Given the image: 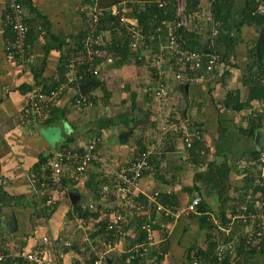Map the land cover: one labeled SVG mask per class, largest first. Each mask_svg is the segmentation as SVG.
<instances>
[{
  "label": "crops",
  "instance_id": "0c3cea01",
  "mask_svg": "<svg viewBox=\"0 0 264 264\" xmlns=\"http://www.w3.org/2000/svg\"><path fill=\"white\" fill-rule=\"evenodd\" d=\"M208 2L199 0L197 11L189 13L185 27L199 28L198 40L204 55H207L205 48L213 46L211 36L217 32ZM120 3L114 6L125 9L123 14L130 18V23L139 24L137 18L126 14L140 6V1ZM33 4L48 18L51 31L57 36L67 38L90 30L86 0H33ZM246 4L247 0H235L229 19L230 32L237 43L232 64L221 63L198 77L183 74L176 78L178 66L174 60L165 61L160 67L148 64L144 57L151 55L152 46L148 50L141 47L139 58L136 57L141 63H136L138 60L133 56L123 65L97 61L101 73L90 75L89 80L82 79L90 82L85 95L78 84L80 79L67 83L53 109L50 108L53 112L56 107L53 114L50 111L51 120L27 127L22 124V108L29 88L37 85L45 89L57 79L60 52L51 49L44 61V44L48 39L38 32L41 17L27 12L38 34L33 44L36 63L30 66L8 57L3 39L6 0H0V249L10 254L0 264H33L22 256L46 238L53 241L49 258L56 264H95L100 258V264L109 261L132 264L128 262L127 251L139 244L133 243L138 225H129L115 242L98 230L102 227L100 222H113L115 218L118 202L111 192L118 172L151 144L157 150L149 159L150 166L135 196H145L151 204L157 193V202L164 211H153L157 245L150 248L152 258H147L145 264H194L197 260L194 248L205 249L208 229L190 214L191 200L201 196V202L210 209V218L220 216L229 209L230 198L235 197V188H231L234 179L230 181L237 178L233 161L264 146V114L260 115L264 112V101L245 84L250 71L249 48L263 29L240 26ZM158 50L160 47L154 52ZM105 51L109 52L106 48ZM110 54L116 56L118 52ZM42 66L43 74L35 80V67ZM160 79L168 91L164 99L150 89L158 86ZM84 96L98 101L78 105L77 99ZM236 96L239 102L250 105L237 110L231 103L237 101ZM260 116L262 124L257 126L256 118ZM187 133L190 146L185 142ZM197 140L202 144L197 142L193 150V141ZM91 141H96L97 159L77 182L69 181L63 190L53 189L52 205L42 210L37 204L40 189L34 181L41 170L36 171V165L54 151L64 147L79 150ZM202 145L204 149L195 156L194 151ZM212 164L228 168L230 165L229 179L219 173L214 183L207 184L200 175ZM161 196L172 200L164 203ZM89 204L98 210V215L83 220L76 208ZM133 206L139 219L149 214V205L144 208L133 200ZM124 254L126 261H121ZM250 262L264 264V257L253 256Z\"/></svg>",
  "mask_w": 264,
  "mask_h": 264
},
{
  "label": "trees",
  "instance_id": "16d2710c",
  "mask_svg": "<svg viewBox=\"0 0 264 264\" xmlns=\"http://www.w3.org/2000/svg\"><path fill=\"white\" fill-rule=\"evenodd\" d=\"M19 3L23 6L25 9L26 17H25V23L28 26V32L26 34L25 43L29 52L28 57L33 60L32 62H27L30 64V66L34 65L36 63V57L34 56L33 51V44L35 41V38L38 36L36 33V30L33 25V21L31 19H28V13H31L32 15L37 14V18L39 16L41 17V21L39 23V29L38 32L43 33V36L47 37L46 44H44V51L45 56L43 59H46V56L48 55L49 51L53 48H57L60 52L59 57V64L57 66V79H54L52 83L48 87H45V89H42L44 92L49 93L53 89L57 88L60 84L63 82H66L68 80V68L67 64L70 60V58L76 53L77 49H80L82 47V40L86 38L87 36H97L99 34L102 35L103 41L109 42L106 46H97L94 45V47H98L100 49H107L109 53H116L118 52V59L117 63L119 65H123L125 63H129L130 57H138V54L141 52L142 48L144 47L143 44H141L140 47L137 48V50L132 49L130 45V39L128 37L129 30L127 26H131L129 23L122 24L121 23V13L120 14H114L111 11V6L114 4H121L120 2L123 0H110L111 3L106 5L103 10V15L100 17V19L93 23L91 18V14L88 13L87 16H89V20L93 25V29L89 30L86 29L84 33H81L79 35H69L67 38L60 37L55 35L51 31L50 22L47 17L41 14V12L36 8V6L33 4V0H18ZM90 0H86L88 3ZM140 6H135L133 11H130L126 15L133 16L139 20V29L146 35L150 36L155 34L156 37L154 40H151V43H153L152 46V52L151 55H145V59H147L148 64L152 63V58L155 53L157 52L156 48H159L160 46H166L168 42L170 41L169 35H168V27L165 22L170 21L171 19H176V6L174 0H163L166 1V4L162 7H159L157 2L151 1V0H139ZM211 3V13L213 18V24L215 25L217 32L211 36V41L213 42V47L215 50V56L217 57V62L220 65L221 63L226 64H232L231 60L233 57L235 58V49L237 46V43L235 41L234 36L231 34V22L229 19L232 17V11L235 5V0H208ZM102 2V0H101ZM102 4V3H101ZM199 4V0H187V7L186 11L188 13H193L197 11V7ZM131 5V4H129ZM257 9V0H247V4L245 9L243 10V18L241 19L240 26L243 25H249V26H256L264 30V11L263 12H256ZM6 12H8L7 9L3 12V23H4V43H5V52L8 55L11 48V44L15 40L16 32L12 28L11 24L6 21ZM33 22V23H32ZM162 28V31H157L158 28ZM194 27V26H193ZM97 28V29H96ZM197 31H200L199 28H193V30H189L188 28L182 27L180 28L176 33V42H183V40L186 41L187 49L189 50H197L201 52L202 44L199 42L198 38L199 33ZM212 30H210L211 32ZM107 32V33H106ZM157 32V34H156ZM146 41L148 40V37L145 38ZM150 42V41H149ZM257 48L260 49L259 54L257 53ZM154 52V53H153ZM153 53V54H152ZM132 54V55H131ZM249 57L251 58L250 62L248 63V67L250 69L249 74L246 77L245 84H248L251 91L253 92L254 96H257V98H260L264 101V39L262 42L258 45L257 42H252L251 48H249ZM174 55V54H173ZM260 55V57H259ZM209 56L212 55H204V61L203 66L201 68L190 70L187 68L186 65H183L181 68L180 66L176 70L175 77H177V74H185L188 78L198 77L201 73L206 72V61L209 58ZM128 57V58H127ZM127 58V61L125 60ZM139 58V57H138ZM143 58V59H144ZM44 59V61H45ZM144 59V60H145ZM102 60V58L95 57V62ZM138 60V59H137ZM169 61V60H168ZM136 63H141L140 60L136 61ZM236 64V63H235ZM36 66V65H35ZM254 68L255 70H251ZM44 66L42 67H35V80H38L37 78L43 74ZM92 74L88 73L83 79L89 80L91 78ZM77 81V80H76ZM72 84V83H71ZM36 87H38L36 85ZM33 88H29V92ZM65 91V90H64ZM106 97V94H105ZM105 100L104 98H102ZM236 102H231L235 105L237 110H240L242 108L248 107L250 104L248 102L241 103L239 102V97L236 96ZM96 98H89V102L91 104L93 102H96ZM230 102V101H229ZM53 109V106L52 108ZM55 109L51 110V114L54 113ZM264 114L261 113L262 116ZM260 117L256 118V122H258L256 125L259 126V124H262V119ZM52 118V117H51ZM51 118H49L46 122L50 121ZM248 132L251 130L246 129ZM251 132V131H250ZM93 141L85 145L84 147H80L78 149H71L72 152H75L76 154H83L86 151V147L91 144ZM95 145L96 144V141ZM195 142V143H194ZM197 141H193L192 149L194 150L196 148ZM201 142V143H200ZM198 143L202 144V141H199ZM203 146V145H202ZM146 148V147H145ZM144 148V150H145ZM204 149L203 147H199L198 150L194 151V155L198 157V155L201 153L200 150ZM76 150V151H75ZM96 150V148H95ZM153 155V154H152ZM151 155V156H152ZM245 155V154H244ZM260 152L259 150L253 151L249 154V156H242L235 159L232 165L236 168V177L238 178H232L230 181L234 179V181L231 183V188H235V197L230 198L229 208L225 212L222 211L221 215L218 216L222 218V221L224 225H226L228 222H230L233 226L231 229V235L227 239L229 241H233L234 245V251L232 253L225 252V254L222 256V259H219L217 256L216 248L219 244L218 237H223L224 233L219 230L218 225L215 223V218L212 220L209 215V207L206 203L201 202L200 205L197 207L195 211L189 210L191 215H195L199 218V220L206 226L208 229V239H207V245L205 246V249L202 248H194V255H196V259L198 261H201L200 264H251V259L253 256H261L264 255V236L261 238H251V242L247 243V230L251 228L250 222L239 216L238 209L241 203H243L244 197L247 195V186L251 185V183L254 181L253 176H259L262 182H264V176H262V170L257 168L255 161L259 157ZM131 158V160L126 164L124 167L120 169V171L128 167L135 159ZM150 159V158H149ZM47 161V157H42L40 160V163L36 165V171L42 170L43 164H45ZM243 162V164L239 163ZM220 166V168H219ZM75 167V163L72 165H68L65 168V175H63L60 179V182H58V185H60L59 190H63L66 186V184L70 181L77 182V180L80 179V177H75V175L72 173ZM223 169V171L221 170ZM148 170L144 172L147 173ZM41 173V172H40ZM49 174V172H47ZM224 175V177H230V165L229 168L225 165H216L209 167V169L203 174L200 175V177L204 180H206L207 184H212L217 178V176ZM39 174L36 175L35 178H37ZM228 177V179H229ZM243 178V181L246 180V185H242L240 183V179ZM116 178L114 179L115 183ZM229 181V182H230ZM259 184V183H258ZM57 185V186H58ZM56 184H45L42 185V181H38L37 187L40 189V199L37 204L42 206V210H45L46 207L51 206L52 204L47 205V201L52 195L53 189H58ZM90 187V185L88 184ZM245 186V187H244ZM91 186L90 188H92ZM113 187V193L111 192V196L116 198L115 192H114V186ZM97 189H95L96 191ZM255 191H261L264 193V186L257 185L255 188ZM234 196V195H233ZM132 200L139 204H143L144 208H147L149 205V214L144 215L143 219H139V217L134 216L132 219L128 220L125 219L123 223H120L119 225H115L113 222H107L102 221V227L99 228V232L102 234H107L110 239H112L113 242L118 240V237L121 236V233H124L129 225L136 224L137 226V234L133 241V243H142L145 240L146 232L142 228L143 223L150 222L153 228V235L155 238V223H154V215L153 211L156 210V206L154 202L149 204L148 198L142 195H133ZM164 203H169L170 200L168 196H161ZM166 198V199H165ZM125 204V203H124ZM123 205V203L121 204ZM125 206H128L125 204ZM252 209V205H250ZM77 214L84 220L91 219L93 217H96L98 215L97 211L94 208L86 207L83 208L81 206H78L76 208ZM46 212L45 214H47ZM200 214V215H199ZM148 215L150 216V219H148ZM136 219V222L134 221ZM149 220V221H148ZM260 225L262 228V219H257L254 222V226ZM260 228V229H261ZM246 234V235H245ZM154 247L153 245L148 247L147 251V257L144 258H137L136 261H134L132 264H145V260L147 258H152V254L150 253V248ZM156 247V246H155ZM127 255V254H126ZM123 255L121 261H126V256ZM8 259V258H7ZM161 257H158V260H160ZM195 259V260H196ZM144 261V262H143ZM143 262V263H142ZM124 264H127L124 262Z\"/></svg>",
  "mask_w": 264,
  "mask_h": 264
},
{
  "label": "built area",
  "instance_id": "2783aa9c",
  "mask_svg": "<svg viewBox=\"0 0 264 264\" xmlns=\"http://www.w3.org/2000/svg\"><path fill=\"white\" fill-rule=\"evenodd\" d=\"M176 6V19H171L168 22H165L168 27V35L170 41L166 46H160V51L155 53L152 58V64L160 67L165 61L174 60L176 65L180 68L183 65H186L188 69L193 70L201 68L203 66L204 54L197 50H189L186 48V41L176 42L177 31L186 27L188 24L189 13L186 11L187 0H174ZM159 7H162L166 4V1L157 0ZM114 6V5H113ZM8 10L6 12V21L9 22L12 28L16 32L15 40L11 44V48L8 54V57L14 58L17 62L25 64L27 62H32L28 55V49L25 43L26 34L28 32V26L25 23V9L19 3L18 0H6V7ZM86 9L91 14V20L93 23L97 22L100 17L103 15L104 8H99L97 6V0H90L87 3ZM112 13L120 14L121 12V23L129 24L130 18L125 16L123 12L124 8H119V6H114L111 8ZM264 11V0H257V9L256 12ZM92 24V23H91ZM131 26H127L129 30V39L132 49L137 50L141 44L144 45V49H149L153 44L151 40H154L156 35L146 36L140 29L138 22L130 23ZM162 28H158L157 31H162ZM107 33V32H106ZM157 34V32H156ZM148 37L146 41L145 38ZM109 42H104L102 35L97 36H87L82 40V47L76 50V53L70 58L67 68H68V80L66 83L60 84L57 88L53 89L49 93L44 92L39 87L34 86L33 89L29 92L27 102L22 108V124L31 127L37 126L40 123L45 122L51 116L50 108L54 104L55 100L63 93L65 90L66 84L76 81L78 79H83L88 73L93 75H98L100 70L98 69L95 57L102 58V61L108 64L115 65L117 63L118 55L114 56L109 52H106L105 49H100L94 47V45L106 46ZM174 54V55H173ZM219 64L217 62V57L215 55L209 56L206 61V71H213L215 67ZM176 78H181V74H177ZM159 99H164L168 96V91L166 85L161 82V79L158 83V86L150 88ZM78 105H87L91 104L88 97H80L77 99ZM185 142L188 146L191 145L190 133L186 134ZM95 142L93 141L86 147V151L83 154H76L72 152L71 149L66 147L54 151L47 156V161L42 166L41 173L35 182L42 181L47 184H56L60 182V179L65 175V168L68 165L75 163L73 174L75 177H81L86 173L91 163L97 159L95 152ZM157 150L155 144L148 145L147 148L140 152L137 158L128 166L123 168L118 172L116 176V181L114 183V192L116 200L118 202V209L116 210L115 218L113 223L119 225L123 223L125 219H132L136 216V209L133 206L132 196L135 195V192L139 188V182L142 179L144 172L148 170L150 163L149 158ZM260 155L256 159L255 164L257 168L262 170V176H264V146L259 149ZM241 163V162H239ZM243 164V162L241 163ZM49 172V174L47 173ZM255 179L251 185L247 186V195L244 197L243 203L239 206L238 213L239 216L246 221L250 222L251 228L247 230V243H250L251 238L257 237L261 238L264 236V193L261 191H255L257 185L264 186V182L261 181L259 176H253ZM259 183V184H258ZM59 190L60 185L57 186ZM106 192V191H105ZM157 193L152 196V201L156 206V210L164 211L163 206L157 202ZM52 202L51 197L47 201V205ZM123 203V205H121ZM128 206H125V204ZM201 203L200 196H195L191 200L188 209L195 211ZM252 205V209L250 207ZM90 208H94L93 204H89ZM262 219V228L260 225L254 226V222L257 219ZM148 219L150 216L148 215ZM149 221V220H148ZM215 223L218 225L219 230L224 233L223 237L219 236L217 239L219 244L216 248L217 256L219 259H222V256L225 252L232 253L234 251L233 241L227 240L233 228L232 224L228 222L224 225L222 218L216 215ZM142 228L146 232V237L144 242L139 243L127 251L128 253V262H134L137 258L147 257L148 247L157 245L156 240L153 235V228L150 222H145L142 225ZM261 228V229H260ZM246 235V234H245ZM53 241L50 238L44 239L43 243L37 246L33 251L24 253L22 258L27 262L33 264H56L52 259L49 258V247ZM69 243H67L68 245ZM10 256L5 250L0 249V262L5 261ZM101 258L95 260V264H100ZM201 261L196 260L194 264H200Z\"/></svg>",
  "mask_w": 264,
  "mask_h": 264
},
{
  "label": "water",
  "instance_id": "95a60500",
  "mask_svg": "<svg viewBox=\"0 0 264 264\" xmlns=\"http://www.w3.org/2000/svg\"><path fill=\"white\" fill-rule=\"evenodd\" d=\"M109 3H111L110 0H102V2H101V0H98L97 6L99 8H103L106 5H108ZM91 28H92V24H90V29ZM263 39H264V31L261 30V33H260V35L258 37V40H257V44L259 45L262 42ZM259 52H260V49L257 48V53L259 54ZM204 53L207 54V55H215V50H214L213 46L211 44H209L208 47L205 48ZM259 57H260V55H259ZM89 83H90L89 81H85V80H82V79H80L78 81L80 90L82 91V95L86 94L87 89L89 87ZM108 263L111 264V261H109Z\"/></svg>",
  "mask_w": 264,
  "mask_h": 264
},
{
  "label": "rangeland",
  "instance_id": "374dc122",
  "mask_svg": "<svg viewBox=\"0 0 264 264\" xmlns=\"http://www.w3.org/2000/svg\"><path fill=\"white\" fill-rule=\"evenodd\" d=\"M209 3V2H208ZM208 15V14H207ZM254 40V39H253ZM241 162V161H240ZM238 179V178H237ZM241 185L246 183V180L243 181V178L240 179ZM201 197V196H200ZM224 201V200H223ZM230 202V201H229ZM229 202L227 204H229ZM226 205V204H225ZM260 257H264V255H261Z\"/></svg>",
  "mask_w": 264,
  "mask_h": 264
},
{
  "label": "clouds",
  "instance_id": "9594fccd",
  "mask_svg": "<svg viewBox=\"0 0 264 264\" xmlns=\"http://www.w3.org/2000/svg\"><path fill=\"white\" fill-rule=\"evenodd\" d=\"M97 2H98V0H97ZM114 5H116V4H114ZM113 7V5L111 6V8ZM104 8V7H103ZM87 13H89V11L87 10L86 11ZM90 18V17H89ZM90 24H91V22H90ZM93 29V25H92V28L90 29V30H92ZM213 56V55H212Z\"/></svg>",
  "mask_w": 264,
  "mask_h": 264
},
{
  "label": "bare ground",
  "instance_id": "6f19581e",
  "mask_svg": "<svg viewBox=\"0 0 264 264\" xmlns=\"http://www.w3.org/2000/svg\"><path fill=\"white\" fill-rule=\"evenodd\" d=\"M97 29V28H96ZM177 145V144H176Z\"/></svg>",
  "mask_w": 264,
  "mask_h": 264
}]
</instances>
